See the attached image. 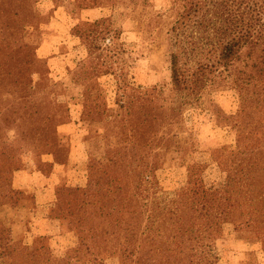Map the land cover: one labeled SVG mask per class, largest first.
I'll return each mask as SVG.
<instances>
[{"label":"rangeland","instance_id":"obj_1","mask_svg":"<svg viewBox=\"0 0 264 264\" xmlns=\"http://www.w3.org/2000/svg\"><path fill=\"white\" fill-rule=\"evenodd\" d=\"M121 1L80 9L74 0L12 1L0 18L26 25L16 37L37 60L23 102L0 101V224L10 246L32 252L20 264H136L145 235L169 234L167 214L179 237L165 247H196V263L264 264V190L232 187L225 222L215 196L202 193L225 187L219 161L228 156L239 172L243 146L264 144V102L234 88L174 90L172 28L185 1ZM100 19L116 33L110 63L122 90L106 66L93 79L80 71L88 50L74 29ZM209 24L189 22L194 46L215 43ZM241 77L257 81L259 72ZM205 203L211 210L193 212ZM210 250L216 260L203 259Z\"/></svg>","mask_w":264,"mask_h":264},{"label":"trees","instance_id":"obj_2","mask_svg":"<svg viewBox=\"0 0 264 264\" xmlns=\"http://www.w3.org/2000/svg\"><path fill=\"white\" fill-rule=\"evenodd\" d=\"M12 1L23 5L32 0H0V18L5 9L12 6ZM120 0H74L77 7L88 8L89 5H107L109 3H120ZM184 10L179 13L175 25L172 28V38L175 50L171 54L172 83L174 90L189 95H198L205 88L225 89L234 88L239 90L247 100L258 99L264 102V0H184ZM123 3V0L121 1ZM126 3V2H124ZM123 3V4H124ZM178 7V2L173 1V8ZM17 19L21 18L20 13H13ZM209 17V18H207ZM207 21L209 27L215 33V43L207 48V43H199L194 46L193 36L188 34L189 22L197 19ZM20 21V20H17ZM108 20L100 19L92 23H80L74 32L84 42L88 50V59L81 66L82 73L91 79L96 78L94 74L100 67L106 66L109 70L113 68L112 59L119 53L116 47V36L107 26ZM194 24V23H193ZM192 24V25H193ZM26 25L14 23L12 25L3 23L0 26V101H6L5 96H14L19 103L23 102L25 96L20 95L23 86L32 88L33 79H28L30 74L33 77L32 68L37 60L29 59L28 45L21 41L26 30ZM116 34V33H114ZM208 51V55L203 53ZM203 54L198 60L189 59L191 54ZM196 57V56H194ZM194 62L190 66V63ZM247 68H255L259 72L257 81L244 80L241 75ZM116 78L119 90H122L123 80L114 71H109ZM11 77L6 84V79ZM6 86H12L13 90L1 91ZM264 118V112L262 113ZM21 118V117H19ZM243 136L237 137V143L242 146ZM238 172L230 168L231 160L227 156L219 161L224 172L227 173L225 187L213 194L215 196V211L223 222L226 221L228 212L232 205L230 189L236 185L259 187L264 190V144L256 145L250 152L243 146ZM158 155V153H157ZM192 166V165H191ZM143 180H148L144 177ZM259 196V195H257ZM207 197V198H209ZM261 197V196H259ZM237 202V199H235ZM135 210H140L143 205L137 201ZM126 205H130L127 201ZM211 203L201 204L200 209L204 211L210 208ZM212 208V206H211ZM210 208V210H211ZM193 210V209H192ZM142 215V212H140ZM161 222L166 223L169 234H158L155 237L145 235L144 245L138 247L139 260L136 264H195L198 251L191 249L186 252V247H165L167 242L178 240L177 230L174 228L172 217L167 216ZM0 224V264H20L21 262H33L34 256L29 247H11L7 237L11 229ZM144 233L142 234V236ZM161 238L162 240H158ZM211 248V247H207ZM210 252H204L207 259ZM203 256V254H201ZM216 260L213 256L210 255ZM200 260L196 264L203 263ZM213 264V263H212Z\"/></svg>","mask_w":264,"mask_h":264}]
</instances>
